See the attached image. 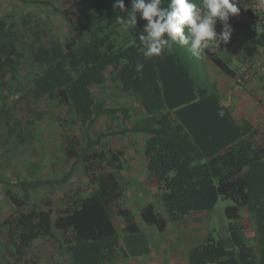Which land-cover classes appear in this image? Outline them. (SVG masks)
<instances>
[{
    "label": "trees",
    "instance_id": "1",
    "mask_svg": "<svg viewBox=\"0 0 264 264\" xmlns=\"http://www.w3.org/2000/svg\"><path fill=\"white\" fill-rule=\"evenodd\" d=\"M13 1L51 9L68 31L53 35L30 12L20 22L0 20V119L10 134L24 140V130L10 128L14 107L23 109L15 122L20 125L43 112L39 106L45 100L53 101L59 110L55 120L63 137L65 171L57 178L18 179L14 185L22 196L7 188L13 211L0 221L2 263L114 264L119 257L146 256L151 245L138 217L163 232L169 223L211 211L226 198L233 201L225 210L233 221L229 237L217 239L208 232L189 249V264H264V188L257 201L249 192L253 178L264 187V145L255 142L251 126L232 119L200 67L205 59L228 77H236V70L210 46L200 58L174 44L170 52L145 59L138 36L146 21L137 14L136 27L125 31L116 17L127 18L130 11L114 8L115 0H74L65 8L50 0ZM124 2L130 9L131 0ZM167 3L163 0L162 6ZM237 25L249 28L250 44L264 47V16L258 11L248 8L247 20ZM137 63L144 65L139 73ZM20 76L27 81L21 82ZM109 82L133 98L145 117L131 122L129 106H108L98 97L96 87L107 89ZM10 83L15 93L11 104L6 100ZM105 117H119L122 127H106L93 135ZM74 126L79 130L71 133ZM136 133L147 136L148 178L165 213L148 203L135 214L129 203L131 153L107 139ZM217 139L219 145L208 148ZM79 167L87 185L65 192L60 205L51 198L31 202L32 191L67 184ZM243 208L254 214L257 252L236 222ZM49 244L56 247L52 263L43 249Z\"/></svg>",
    "mask_w": 264,
    "mask_h": 264
},
{
    "label": "rangeland",
    "instance_id": "2",
    "mask_svg": "<svg viewBox=\"0 0 264 264\" xmlns=\"http://www.w3.org/2000/svg\"><path fill=\"white\" fill-rule=\"evenodd\" d=\"M50 1L65 8L69 6L74 0ZM247 3L249 4V0L247 1ZM248 8L249 7H246L244 10L247 11ZM29 12L36 16H39L43 25H45L47 28H50V32L53 35H61L67 33L68 28L65 22L57 14L53 13L51 9L43 5H39L37 7H27L13 0H0V20H6L7 24L14 20L20 22L22 20V17ZM221 28L222 25L220 21L217 20V32L221 31ZM248 29V27H245L240 29V31L247 35ZM220 45H222L223 47L225 44L221 43ZM210 47L213 48V50H219L222 48L220 46H214L213 43L210 44ZM204 65L207 71L210 72L211 76L214 77L215 69H217V67L207 62L204 63ZM200 69L204 68L200 67ZM204 74L206 75L207 73ZM19 80L21 82L27 81L24 76H20ZM10 88L11 89L6 93V100L11 104L12 100H15V93L13 91V87H11V83ZM96 94L98 95V97L106 99L108 106H129L131 108L132 114L131 122H135L142 115V110L140 106L134 101V99L120 94L115 85L111 82L108 83L107 89L102 90L99 87H96ZM249 99H252V102H254V98L251 95ZM0 104H2L1 101ZM53 106V101L45 100L39 106L40 109L43 110V112L34 115L33 121L31 123H28L26 120H22V123L20 125L16 124L15 122L19 121L22 118V115L24 114L23 109L21 108V105H17L14 107V117L16 119L15 121H13L10 128L14 127L16 128V130H24V140L14 134H10L9 127L2 119H0V179L3 180L6 184L10 185L7 186L3 183H0V221L13 211V207L7 198V188H10L13 193L17 194L18 196H22L21 190L14 185V183L18 179L57 178L60 177L65 171L64 158L62 155L63 137L61 135V130L58 122L55 120L56 114L59 110L54 109ZM106 127L112 129H118L122 127L120 125V118L118 117L114 121H111L108 117L102 118L93 128V135H97ZM78 130V126H74L71 130V133L78 132ZM107 140L114 145H125L128 147L133 146L134 143L138 141L135 134H126L124 136L119 135L110 137ZM139 169L140 168H132L127 178L129 183L127 194L130 195V201L134 203L136 202L135 196L133 195V186L139 185V187H141L140 184H138L139 182H137L138 176L140 175ZM134 175L136 176L134 177ZM87 182V178L85 177L82 168L79 167L67 184L59 186L56 185L51 188L40 187L32 191L31 202L34 203L41 199L51 198L56 203V205H60V200L65 192L71 189H75L79 186H86ZM262 185V183L260 184L257 182L256 178L250 180L249 192L253 201H257V199L261 197L260 193H262L264 188ZM139 197L144 202L143 199H145V197H143V195ZM232 204L233 201L231 199L220 198L211 211L196 212L199 214L203 213L204 216H206L205 228L208 230H206V232L204 233L205 237L210 231L213 232L217 239L229 237V224L233 221L227 218L225 210L227 206ZM164 211L165 210L163 209V212ZM134 212L135 214L138 213L137 210H134ZM253 215L254 214L249 213L246 208H243L242 216L236 222L240 223L243 226L244 230L247 233L249 242L254 247V251L257 252L259 245V232ZM138 218L139 221L144 224L142 226L143 231L147 235H149V239H154L153 234H160L155 226L147 225L143 223L140 217ZM201 239L203 238H199V242H197L196 244L201 243L203 241ZM55 248L56 247L51 244L46 245L43 248L46 254H49V256L45 258L49 263L53 262ZM182 263L184 262L182 261ZM0 264H3L1 259ZM114 264L135 263L120 258V260L116 261ZM140 264H147V261ZM158 264L160 263L158 262Z\"/></svg>",
    "mask_w": 264,
    "mask_h": 264
},
{
    "label": "crops",
    "instance_id": "3",
    "mask_svg": "<svg viewBox=\"0 0 264 264\" xmlns=\"http://www.w3.org/2000/svg\"><path fill=\"white\" fill-rule=\"evenodd\" d=\"M247 1L239 0L237 6L240 11L229 20L233 27L230 42L223 47L221 46V49L214 50L229 63L230 67L236 70V77H228L219 69H215V75L212 77L205 65L201 73L208 78L214 92L220 95L221 104L229 109L232 119L240 126H251L252 132H255L253 137L255 142L264 145V70H257L256 77L253 79L245 78V75L255 67L256 61L262 60L264 62V52L260 47L250 44L248 36L242 33L237 25L238 21L247 20V11L244 10L249 7ZM247 45H250L251 50L246 49ZM206 62L209 63L204 59V63ZM250 95L254 98V102L249 99ZM142 117H145L143 112L139 119ZM135 135L138 141L133 146H127V150L131 152L132 168H140L137 182L141 187L139 185L133 186L136 203L130 201V195H128L129 203L135 211L137 210V214L148 203L156 204L158 210L163 212L164 208L160 201L159 192L150 182L146 169L145 141L147 136L140 133ZM215 145H219V140L212 141L208 148H214ZM141 195L145 197L144 202L139 197ZM205 220L206 216L203 213H193L181 222H171L165 231L158 235L153 234V240L149 239L148 235L151 245V252L148 255L136 258L119 257L116 261L123 258L135 264L146 261L147 264H158V262L160 264H189V249L199 242V238L204 240V233L208 230L205 228ZM140 225L142 227L144 224L140 222Z\"/></svg>",
    "mask_w": 264,
    "mask_h": 264
},
{
    "label": "clouds",
    "instance_id": "4",
    "mask_svg": "<svg viewBox=\"0 0 264 264\" xmlns=\"http://www.w3.org/2000/svg\"><path fill=\"white\" fill-rule=\"evenodd\" d=\"M239 0H131V7H125L124 0H115L114 8L130 11L127 18L116 17L125 31L135 28L137 14L146 21L138 36L144 48L145 59L161 56L170 52L174 44L186 46L191 55L200 58L210 44H227L230 41L233 27L230 17L239 13ZM217 20L222 28L217 32ZM143 63L136 64V71H142Z\"/></svg>",
    "mask_w": 264,
    "mask_h": 264
},
{
    "label": "built area",
    "instance_id": "5",
    "mask_svg": "<svg viewBox=\"0 0 264 264\" xmlns=\"http://www.w3.org/2000/svg\"><path fill=\"white\" fill-rule=\"evenodd\" d=\"M249 8H252L260 13V16H264V0H251L249 1ZM231 18V17H230ZM247 50H251L250 45L246 46ZM262 52H264V47H261ZM255 67L250 70L248 74L245 75L246 79H253L256 77L257 70H264V62L258 60L255 62Z\"/></svg>",
    "mask_w": 264,
    "mask_h": 264
}]
</instances>
